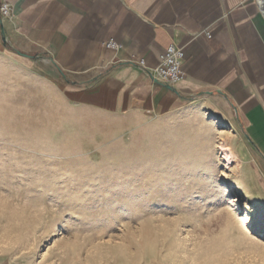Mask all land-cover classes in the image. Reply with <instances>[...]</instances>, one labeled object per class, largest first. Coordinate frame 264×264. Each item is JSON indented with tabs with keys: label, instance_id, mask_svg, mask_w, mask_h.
<instances>
[{
	"label": "rangeland",
	"instance_id": "1",
	"mask_svg": "<svg viewBox=\"0 0 264 264\" xmlns=\"http://www.w3.org/2000/svg\"><path fill=\"white\" fill-rule=\"evenodd\" d=\"M58 109L0 57V264L257 263L236 243L229 132L92 141Z\"/></svg>",
	"mask_w": 264,
	"mask_h": 264
},
{
	"label": "crops",
	"instance_id": "2",
	"mask_svg": "<svg viewBox=\"0 0 264 264\" xmlns=\"http://www.w3.org/2000/svg\"><path fill=\"white\" fill-rule=\"evenodd\" d=\"M1 2L13 11L2 19L0 57L42 79L65 125L86 140L203 125L229 132L244 200L231 209L241 233L236 243L264 264V16L251 0ZM108 40L119 49L106 48ZM171 43L185 57L182 78L169 87L150 72Z\"/></svg>",
	"mask_w": 264,
	"mask_h": 264
},
{
	"label": "built area",
	"instance_id": "3",
	"mask_svg": "<svg viewBox=\"0 0 264 264\" xmlns=\"http://www.w3.org/2000/svg\"><path fill=\"white\" fill-rule=\"evenodd\" d=\"M257 7L258 11L264 16V0H251ZM12 6L8 2L0 3V15L3 18L11 17ZM210 37L209 33H205ZM104 46L110 49H119L120 45L113 40L104 42ZM184 52L181 47L169 44L164 52L159 56V64L150 73L156 79L163 81L169 85H174L183 76L182 63L184 60ZM134 62L144 66V59H133Z\"/></svg>",
	"mask_w": 264,
	"mask_h": 264
},
{
	"label": "water",
	"instance_id": "4",
	"mask_svg": "<svg viewBox=\"0 0 264 264\" xmlns=\"http://www.w3.org/2000/svg\"><path fill=\"white\" fill-rule=\"evenodd\" d=\"M0 35H1V37H2V40H4L5 41V39H6V36H5V29H4V26H3V20H2V17H1V15H0ZM19 55H22V56H25V57H30V58H32V59H40V58H42L41 56H32V55H28V54H26V53H23V52H17ZM58 72H59V74L61 75V77L63 78V79H66V75L62 72V71H60L59 69H58ZM159 82H161V83H164V84H166L167 86H171V85H169V84H167V83H165V82H163V81H160V80H158Z\"/></svg>",
	"mask_w": 264,
	"mask_h": 264
},
{
	"label": "bare ground",
	"instance_id": "5",
	"mask_svg": "<svg viewBox=\"0 0 264 264\" xmlns=\"http://www.w3.org/2000/svg\"><path fill=\"white\" fill-rule=\"evenodd\" d=\"M227 155V154H226ZM230 192V190H229V187L228 186H225V188H224V193H229ZM243 219L245 220V219H247V216L244 214L243 215Z\"/></svg>",
	"mask_w": 264,
	"mask_h": 264
}]
</instances>
